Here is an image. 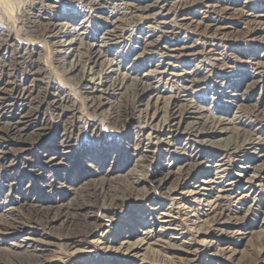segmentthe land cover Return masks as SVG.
<instances>
[{
  "label": "rangeland",
  "instance_id": "374dc122",
  "mask_svg": "<svg viewBox=\"0 0 264 264\" xmlns=\"http://www.w3.org/2000/svg\"><path fill=\"white\" fill-rule=\"evenodd\" d=\"M92 1L0 0V264H264V26L247 23L264 0ZM81 32L102 56L66 72ZM121 74L150 86L126 121L89 112L86 98L127 100L100 91ZM192 103L229 131L185 133ZM234 132L251 139L222 149ZM129 175L117 206L82 197Z\"/></svg>",
  "mask_w": 264,
  "mask_h": 264
},
{
  "label": "bare ground",
  "instance_id": "6f19581e",
  "mask_svg": "<svg viewBox=\"0 0 264 264\" xmlns=\"http://www.w3.org/2000/svg\"><path fill=\"white\" fill-rule=\"evenodd\" d=\"M92 2L95 5L101 4L100 0H93ZM160 3H161V0H154L148 4L146 3L145 5H143L141 7V9L143 11V10L150 9L151 7L152 8L153 7H159L160 9L164 8L163 4L158 6ZM247 18H248L247 23L251 26V28L261 29V27L264 26V21H261L260 20L261 18H259L258 16L250 14V16H247ZM49 26H50L49 31L52 32L53 31L52 29H54V25L49 24ZM221 29H222L221 26L208 25L203 30V32L210 33V34L216 36V35L221 33ZM69 33H70V31H69ZM104 34L106 35V37H110V36H114L115 34H117V32H116V30H107V31L105 30ZM84 36H85L84 33L81 32L78 34V38L70 39L67 42L68 43V45H67L68 46V52H70V55L73 56L74 59L72 60V63L69 64V67H67L66 72H70L73 69L78 68L80 65H83L82 63L86 60L91 61V63L96 64V62H97L96 59H98L99 57L102 56L101 51L96 47V45L94 43H86L83 41ZM80 49H84L85 51L80 52ZM86 53L88 54L87 58L85 57ZM105 61H106V65L108 66V69H110V72L111 73L114 72L116 69H114L113 67L116 66L117 62H115L111 59L110 60L105 59ZM107 75H105V77L109 76V75L108 76ZM109 77L105 80V83L103 84L104 88L102 90H100L101 94H108L109 89H111V90H125L126 89L127 92H129L128 93L129 96H127V100L126 101H124V100L123 101H114V100H111L110 98H108V96L104 97L103 99L101 96H99L98 99H94V97H90V99L89 98H86V100L84 99V101L86 103L85 106H86L87 110H89V112L95 113L102 107V105H107V107H108V115L107 116L110 118V120L112 122H115V123H123L124 121H126V118L128 116V107L133 106V104L135 103V99H136L137 95L147 92L148 89L150 88V86H149V83H145L142 79H140V80L135 79L129 85H126V83L124 82V79L127 77L126 74L122 75L117 81L116 80L115 81L110 80ZM1 80H3V79H1ZM186 81L188 83H185L182 86H183V88L187 89L188 87H191V85L194 82V79H192V77H189V79H187ZM106 82H108V83H106ZM256 82L257 81H255L253 83L255 84ZM85 88L87 89L88 87H85ZM5 89H7V88H5ZM86 91H87V94H91L93 90L91 88H88V90H86ZM25 102H26V100H25ZM32 107H34V106H32ZM187 107H188L187 109L193 108L194 113L196 115H195V117H193L194 119H192L191 121L188 122L189 126L185 128V133H187L189 135H193L194 137H199L200 135H208V133L209 134H215V133H221V131H224V132L229 131L227 124H230L231 121L225 120L224 118H221L220 116L217 117V116L210 115L209 113L207 114V113H205L204 107L199 106V105H195L194 103H192L191 105H187ZM30 110H33V109H30ZM23 117H25V116H23ZM23 117H21V118H23ZM10 127H12L11 128L12 130L18 131L19 135H22L24 133L23 130H21V128L18 127L17 122L12 123ZM250 139H251L250 134L246 135L244 132H242V133L234 132V136L230 140L223 142L221 144V147H222V149H225V150L238 151V150L243 149L245 147V145H247V143L250 141ZM262 164H264V161L262 162ZM262 164L259 167H256L257 170H261L264 167ZM191 166L192 165L190 163L184 164L185 170H188ZM141 178L142 177H138L137 175H129L128 178L125 180L124 186H120V188L118 187V189L117 188H111L110 189L108 187H105L104 185H99V186L93 185L92 187H89L86 190H84V192L82 191L83 192L82 197L85 199H89L92 195L93 196L99 195L103 198L104 203L107 205L106 207H110V205L117 206L122 202V200L124 198H126L128 196V192L132 188L133 183L140 182L142 180ZM77 204H79L77 206H80V203H77ZM67 208L65 207L64 212L67 211ZM220 209H221V206L218 205L216 208V211H214V215H215L214 220H217L218 216L221 214ZM62 211H60V213ZM57 215H54V216H57ZM66 215L67 216L68 215L73 216V214L67 213V212H66ZM68 221L70 223H73L74 220L72 218H68ZM72 228L73 227L70 226L68 228L69 232L67 234H65L66 236L69 235V237H71V240H73L77 236L81 237L85 233L84 230L74 231Z\"/></svg>",
  "mask_w": 264,
  "mask_h": 264
}]
</instances>
